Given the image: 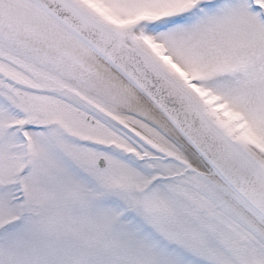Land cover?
I'll return each mask as SVG.
<instances>
[{
    "label": "snow or ice",
    "instance_id": "6c2138e0",
    "mask_svg": "<svg viewBox=\"0 0 264 264\" xmlns=\"http://www.w3.org/2000/svg\"><path fill=\"white\" fill-rule=\"evenodd\" d=\"M0 264H264V0H0Z\"/></svg>",
    "mask_w": 264,
    "mask_h": 264
}]
</instances>
